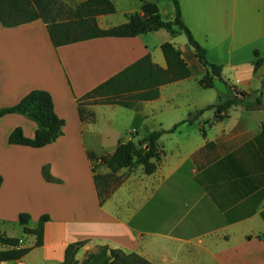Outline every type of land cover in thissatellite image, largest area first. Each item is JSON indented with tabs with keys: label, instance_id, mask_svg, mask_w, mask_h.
Instances as JSON below:
<instances>
[{
	"label": "crops",
	"instance_id": "obj_1",
	"mask_svg": "<svg viewBox=\"0 0 264 264\" xmlns=\"http://www.w3.org/2000/svg\"><path fill=\"white\" fill-rule=\"evenodd\" d=\"M107 1L115 13L96 17L103 31L141 14L143 3L155 4L163 21L174 19L169 0ZM179 3L183 23L206 50L207 61L222 68L224 82L264 100V0ZM174 31L54 48L41 21L12 29L0 25V110L40 90L51 96L55 115L64 121L54 143L33 149L9 145L8 137L19 128L33 139L34 122L16 114L0 118V236L30 249L7 264H62L75 243H83L77 264L101 246L148 264H264V112L233 107L218 119L206 110L227 97L226 88L199 85L207 71L188 44L175 43L182 33ZM165 43L181 53L189 79L161 86L157 99L131 109L87 105L94 121L80 120V100L144 56L166 69L160 50ZM255 52L262 60L257 71ZM174 126L156 143L153 172L142 166L121 170L120 184L100 205L93 176L110 171L98 160L144 129L168 132ZM44 167L57 183L44 180ZM20 214L30 217L31 230L48 218L40 248L22 230L18 238L9 235L21 228Z\"/></svg>",
	"mask_w": 264,
	"mask_h": 264
},
{
	"label": "trees",
	"instance_id": "obj_2",
	"mask_svg": "<svg viewBox=\"0 0 264 264\" xmlns=\"http://www.w3.org/2000/svg\"><path fill=\"white\" fill-rule=\"evenodd\" d=\"M174 9V19L165 22L160 16L158 7L153 3H143L141 14L128 17L124 25L109 30H100L96 23V17L115 13L113 5L107 0H87L70 10L66 18L59 20L57 15H65L59 4V0H0V25L6 29H12L35 21H41L47 30L48 37L54 48L91 40L95 38H133L159 30H166L176 34L174 28L181 32L192 48L194 57L207 71V74L199 80V85L204 89H211L214 82L224 84L227 91L225 100L206 108L214 110L216 118L226 113L233 107H242L247 111L253 110L261 103V96L239 91L235 86L224 82L222 68L210 64L206 59V50L194 39L192 33L182 20L179 0H169ZM166 63V69L154 64L149 56H144L132 65L128 66L114 77L101 84L80 101L97 99L98 102L88 105H116L131 109L137 102L155 100L159 96L161 86L189 79L192 75L188 65L183 60L181 53L170 43H165L160 48ZM256 60L254 71L262 65L258 53H254ZM84 106H87L85 104ZM79 118L82 122H93L94 116L87 112L83 106L78 105ZM28 116L35 123L37 130L33 139L23 136L21 129H15L8 137V144L13 146L29 147L33 149L43 148L54 143L61 135L64 121L59 119L53 108L51 96L44 91L35 90L23 97L18 104L11 108L0 110V118L6 115ZM202 112L189 116L183 123L190 124L194 118ZM182 123V124H183ZM178 126H174L168 132H150L144 129L138 142H120L111 156L102 157L99 160L93 154H87L89 160H98L105 165L110 174L101 176L94 174L93 181L97 191L99 204L114 192L121 182L118 173L121 170H130L136 166H142L147 174L154 170L153 160L157 158L156 143L166 133H172ZM43 178L48 183H57L50 177L47 167L42 170ZM1 182V179H0ZM30 217L26 214L18 216V224L26 236H34L36 242L34 248H40L43 244L44 224L47 217H42L37 228H28ZM264 238V235H263ZM18 239H8L0 236V246L5 249L0 251V261L14 262L24 257L30 249L18 248ZM83 243H75L67 247L62 264H77L75 256ZM81 264H148L135 255H125L120 251L111 250L107 246L98 248L95 253L88 254Z\"/></svg>",
	"mask_w": 264,
	"mask_h": 264
},
{
	"label": "rangeland",
	"instance_id": "obj_3",
	"mask_svg": "<svg viewBox=\"0 0 264 264\" xmlns=\"http://www.w3.org/2000/svg\"><path fill=\"white\" fill-rule=\"evenodd\" d=\"M160 2L162 3V4H169L170 2L169 1H162V0H160ZM78 3V1L77 0H59V4H60V6H61V9H62V11L65 13V15H63V14H61V15H57V17H58V19L59 20H63L64 18H66L65 16H66V14H67V12L68 11H70V10H74L75 8H76V6L78 5L77 4ZM149 3H151V2H149ZM177 42H175L177 45H181V44H188L187 43V40H186V37L183 35V34H181L180 36H178L177 38ZM189 46V45H188ZM178 47H180V46H178ZM190 47V46H189ZM220 82H218L217 83V81H215L214 82V84L216 85V86H218V88H222L223 87V85L224 84H219ZM225 87V86H224ZM227 98V97H226ZM225 98V99H226ZM224 99V100H225ZM99 100H97V99H90V100H86V101H82V102H80V105L81 106H83V108H85V104H93L94 102H98ZM261 103L264 105V100H262L261 99ZM142 133V132H141ZM140 138H141V134H139L138 135V137H136V138H134L133 139V142H138L139 140H140ZM125 142H128V140L127 141H125ZM21 228L20 227H18V226H16L14 229H11V232H10V234L9 235H11L12 237H16V238H18V237H20V236H22V232H21ZM31 241H32V239H31ZM101 247H103V246H101ZM98 248H100V247H98ZM98 248H96V250L93 252V253H95L97 250H98Z\"/></svg>",
	"mask_w": 264,
	"mask_h": 264
},
{
	"label": "water",
	"instance_id": "obj_4",
	"mask_svg": "<svg viewBox=\"0 0 264 264\" xmlns=\"http://www.w3.org/2000/svg\"><path fill=\"white\" fill-rule=\"evenodd\" d=\"M252 93H254V92H250V94H252ZM255 109H257V110H260V111H263L264 112V106L263 105H257V106H255ZM27 118H28V116H26Z\"/></svg>",
	"mask_w": 264,
	"mask_h": 264
},
{
	"label": "built area",
	"instance_id": "obj_5",
	"mask_svg": "<svg viewBox=\"0 0 264 264\" xmlns=\"http://www.w3.org/2000/svg\"><path fill=\"white\" fill-rule=\"evenodd\" d=\"M0 264H7V262H5V261H0Z\"/></svg>",
	"mask_w": 264,
	"mask_h": 264
}]
</instances>
